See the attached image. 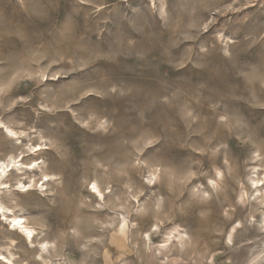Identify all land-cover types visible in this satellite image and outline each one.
<instances>
[{"label": "rangeland", "instance_id": "obj_1", "mask_svg": "<svg viewBox=\"0 0 264 264\" xmlns=\"http://www.w3.org/2000/svg\"><path fill=\"white\" fill-rule=\"evenodd\" d=\"M1 121L25 134L0 129V162L39 159L51 181L26 195L30 175L10 176L7 216L36 236L0 216V264H251L264 248V0H0Z\"/></svg>", "mask_w": 264, "mask_h": 264}, {"label": "bare ground", "instance_id": "obj_2", "mask_svg": "<svg viewBox=\"0 0 264 264\" xmlns=\"http://www.w3.org/2000/svg\"><path fill=\"white\" fill-rule=\"evenodd\" d=\"M1 128H2L3 132L7 131L8 134H10L11 136H14L13 138L19 137L20 134L21 135L25 134V132H18L16 130L12 129L10 126H8L7 124H5L2 121L0 122V129ZM43 150H44L43 146L39 145V146H34V147L30 148V150L27 153L30 156L33 155L36 157V156H39L43 152ZM24 158L25 157L21 156L20 160L18 161V158L10 157L9 160H4V161L0 162V213H1L0 216H3L5 219V222L9 223L10 228H8V230L10 232H12V230L13 231L17 230L15 232L16 236H20L21 234H23L24 236L21 235L20 237L24 240L25 244L28 247L32 248L34 243H35V236H36L35 228L28 226L26 224V220H24V218L22 216L12 215V216L8 217L7 213H12V212H11L10 208L7 207L6 204L1 199V193H4V191L7 189H11V186L9 184V178L14 172H16L18 175H30V177H29L30 182L28 183L29 185L25 184L24 182L23 183L19 182L17 184V192L18 193L30 195V193H32L34 191H38V190H40V189H38L40 182H41V185H40L41 191L46 190L45 186L47 185L46 183H49L51 181V175H48L45 172H43V167H42L43 161H40L39 159H33V160H31L30 163L25 164V163H22ZM38 172L41 173L40 181L37 184H33L32 176L37 174ZM257 176H258V174H257ZM211 183L214 185H217V183L213 180H211ZM149 184H153V186H154L155 183L153 180H149ZM90 186H91V184H90ZM250 187L253 189L255 188L254 192L257 195H255V193H254L252 195L253 196L252 198L255 200V202L261 204L262 208L261 207L260 208L262 209V211H263L262 213L264 214V177L260 178V179H252V184ZM90 192L92 195H94L95 197H97L99 199L103 198V194L99 190V186L95 183L93 184V187H92ZM240 197L241 198H244V197L248 198L247 192L245 190H242L240 193ZM253 203H254V201H253ZM257 203H254V204H257ZM260 224L262 226V223H260ZM0 225H4V224L1 223ZM237 229H238V225L233 227L232 229H230V236H232L234 233H236ZM179 236L181 237L180 234H179ZM7 239H8L11 246L16 245V241H17L16 239L17 238L12 239L10 237L9 238L7 237ZM180 239L182 240L183 237ZM47 245H48V243H42L41 244L42 249L44 251H47V248H46ZM0 257H2V255H0ZM250 263L251 264H257V263L262 264V263H264V248L262 249V251L258 252L255 257H253L251 259Z\"/></svg>", "mask_w": 264, "mask_h": 264}]
</instances>
